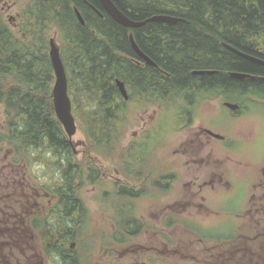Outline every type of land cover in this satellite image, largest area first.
<instances>
[{
  "label": "trees",
  "instance_id": "trees-1",
  "mask_svg": "<svg viewBox=\"0 0 264 264\" xmlns=\"http://www.w3.org/2000/svg\"><path fill=\"white\" fill-rule=\"evenodd\" d=\"M26 1L20 32L7 22L0 8V143L16 151L43 153L34 161L44 162L66 177L60 187L62 214L64 218L76 214L79 234L86 214L79 184L82 176H99V171L73 160L72 147L55 116V77L48 54L52 31L60 42L73 114L101 154L116 156V146L123 142L132 120L150 106L156 108L154 125L123 149L129 170L142 169L151 159L152 149L165 144L171 132L191 120L194 109L203 101L264 103V65L224 46L264 59V0H112L135 20L157 14L183 19L176 23L147 22L137 28L117 23L100 0ZM75 8L84 25L77 20ZM130 34L157 68L137 65ZM199 69L216 72L193 73ZM230 72L248 73L253 78H235ZM117 78L125 83L127 100L115 84ZM156 175V189L169 190L175 175ZM142 195L144 190L132 185L117 187L107 195L120 237L132 238L143 230L142 221L129 213L127 204ZM63 263L81 261L72 258Z\"/></svg>",
  "mask_w": 264,
  "mask_h": 264
},
{
  "label": "rangeland",
  "instance_id": "rangeland-1",
  "mask_svg": "<svg viewBox=\"0 0 264 264\" xmlns=\"http://www.w3.org/2000/svg\"><path fill=\"white\" fill-rule=\"evenodd\" d=\"M26 3L0 0L3 17L16 32L20 29L14 23L20 27ZM52 36L56 37L55 31L49 38ZM239 105L233 111L221 99L201 102L191 120L171 132L165 144L152 149L151 161L142 169L131 170L127 169L123 149L154 125L158 117L154 106L132 120L123 142L116 146V156L103 155L94 148L74 115L77 131L72 137L73 160L93 166L101 177L97 183L83 177L79 184L86 214L80 234L78 228L73 237L77 260L100 264L106 253L118 255L128 248L133 255L122 258L123 264H249L248 249L258 251L264 242L259 228L251 230L248 215L251 191L259 198L257 202L264 201V189L253 188L264 178V171L259 172L264 168V103L245 101ZM2 111L0 107V128ZM204 129L225 138H214ZM33 167L40 175L55 172L53 168L42 169L39 162L30 165ZM157 172L175 175L169 190L159 191L153 185ZM117 181L144 190V195L127 203L129 213L143 223V230L128 239L116 233L107 197L117 188ZM101 190L107 192L105 197Z\"/></svg>",
  "mask_w": 264,
  "mask_h": 264
},
{
  "label": "flooded vegetation",
  "instance_id": "flooded-vegetation-1",
  "mask_svg": "<svg viewBox=\"0 0 264 264\" xmlns=\"http://www.w3.org/2000/svg\"><path fill=\"white\" fill-rule=\"evenodd\" d=\"M90 8L97 14L93 6ZM14 26L19 28L17 23ZM134 60L140 67L149 65L138 55ZM202 131L205 132V129ZM72 152L75 155L73 149ZM43 155L41 152L31 154L28 149L16 151L13 146L0 143V264H64V260L78 259L73 254L74 232L79 228L76 214L71 218H64L62 214L60 187L66 177L55 172L40 175L34 173V167L30 169V165L36 162L33 158ZM39 163L42 169L48 166L44 162ZM262 171L264 168L259 172ZM82 177L87 181L101 178L92 175ZM116 183L118 188L126 186L125 183ZM253 188L264 189V178ZM250 193V228L257 227L261 231L258 234L264 235V201L257 202L259 198L254 197L255 192ZM252 238H255L254 235ZM126 249L118 255L106 253L100 264H123L122 258L133 255V251ZM258 249H248L249 264H264V242L259 244ZM136 264L148 263L142 261Z\"/></svg>",
  "mask_w": 264,
  "mask_h": 264
},
{
  "label": "water",
  "instance_id": "water-1",
  "mask_svg": "<svg viewBox=\"0 0 264 264\" xmlns=\"http://www.w3.org/2000/svg\"><path fill=\"white\" fill-rule=\"evenodd\" d=\"M104 10L107 12V14L113 18L117 23L120 25L127 27V28H137L145 25L147 22H170V23H176L178 21H182V18H178L175 16L167 15V14H157L150 16L148 18H145L143 20H135L127 16L124 12H122L116 4L112 0H100ZM93 9L100 14V12L93 7ZM76 18L78 19L79 23L81 25L85 24V20L82 17L80 11L75 8L74 9ZM129 41L131 44V48L133 52L138 55L140 58H142L147 64H149L152 67L157 68V64L155 61H153L146 53H144L138 44L136 43L133 34L129 35ZM49 45V58L50 63L54 72L55 80L52 87V102H53V109L55 112L56 118L59 120V122L62 125V128L68 137L69 143L74 151V142L72 141V137L75 135L77 131V124L75 121V117L72 113V102L68 93V79L66 74V69L63 63V60L61 58L60 54V47L58 43L56 42L54 37H51L48 41ZM227 49L234 52L235 54L251 60L253 62L259 63L264 65V59H261L255 55H251L248 53H245L235 47H232L230 45H224ZM216 72L215 70H194V74H211ZM230 76L244 79V78H253L252 75L244 72H230ZM115 84L121 94V96L127 100L128 99V91L125 86V83L120 79H115ZM224 105L229 108L230 110H237L239 108V105L237 103L226 101L224 102ZM206 133L211 135L214 138L217 139H223L224 136L218 133H215L209 129H205ZM75 152V151H74Z\"/></svg>",
  "mask_w": 264,
  "mask_h": 264
}]
</instances>
